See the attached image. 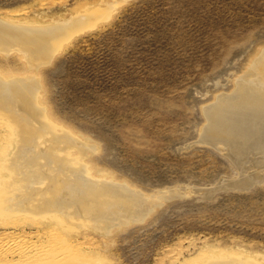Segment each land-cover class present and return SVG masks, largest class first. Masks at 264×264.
<instances>
[{"label": "rangeland", "instance_id": "obj_1", "mask_svg": "<svg viewBox=\"0 0 264 264\" xmlns=\"http://www.w3.org/2000/svg\"><path fill=\"white\" fill-rule=\"evenodd\" d=\"M11 14L42 27L93 15L95 29L54 38L65 46L40 66L41 102L92 148L84 163L95 177L107 172L155 202L142 223L107 237L86 228L63 237L66 227L47 222L42 234L60 249L66 240L60 264H264V166L240 170L223 146L199 142L205 109L264 51V0H0V15ZM24 59L18 48L0 52V75L35 74ZM242 174L259 178L248 189L219 187ZM15 217L0 221L2 240ZM21 223L15 232L39 242L35 223ZM54 229L65 231L60 239Z\"/></svg>", "mask_w": 264, "mask_h": 264}, {"label": "bare ground", "instance_id": "obj_2", "mask_svg": "<svg viewBox=\"0 0 264 264\" xmlns=\"http://www.w3.org/2000/svg\"><path fill=\"white\" fill-rule=\"evenodd\" d=\"M90 17L93 15L75 17L73 21L61 24H43L45 26L42 27L39 23L23 25L13 14L0 15V52L6 58L12 49L18 48L29 71L35 72L31 76L22 74L14 78L0 75V221L4 220L6 225L1 224L8 226L13 222L9 221L11 217L19 216L24 223H35L34 233L40 239L39 242L30 241L32 235L29 236L30 232L26 233L24 227L16 233L22 225L20 220H16L14 223L21 225L9 228L14 232L6 234L4 240L1 239L3 234L0 236V264H60L59 257L66 255L65 250H61L66 240H63L64 244L61 242L60 249L59 243L55 245V238L56 241L50 235L42 234L47 222L54 223L56 227L64 226V230L68 228L71 234L86 228L107 237L113 227L120 228L129 222L142 223L151 210L149 205L155 203L152 197L148 199L137 189L110 179L107 172H100L95 177V166L84 163L86 152L92 148L89 144L84 146L86 142L84 145L80 143L82 141L72 132L56 125L41 102L40 66L61 50L59 42L62 40L56 42L54 38L67 39L71 33H87L88 29L94 28L88 24ZM97 23L94 25L100 24ZM214 103L205 109L207 123L199 142L217 149L223 146L227 157L240 170L245 169L246 162H254L258 169L263 167L264 51L236 81L234 92L219 96ZM3 174L5 179L2 180ZM258 178L255 174L243 175L234 186L242 187ZM69 231L66 235L56 231L58 236H55L70 237ZM78 234L77 238L82 236ZM215 260L217 264L223 263L219 261L221 259Z\"/></svg>", "mask_w": 264, "mask_h": 264}, {"label": "water", "instance_id": "obj_3", "mask_svg": "<svg viewBox=\"0 0 264 264\" xmlns=\"http://www.w3.org/2000/svg\"><path fill=\"white\" fill-rule=\"evenodd\" d=\"M231 182H232V181H231ZM231 182H229L228 185H226V186L222 185V183H223V182H222V183H220V186H219V187H222V188H225V187H228V188L230 187V188H231V187H233V188H237V189H248V188L251 187L250 185H251L252 183L256 182V181L248 182V183L245 184V186L242 185V187H235V186H232V185L230 184ZM249 186H250V187H249ZM209 192H213V190H210ZM165 199H166V198H165Z\"/></svg>", "mask_w": 264, "mask_h": 264}]
</instances>
